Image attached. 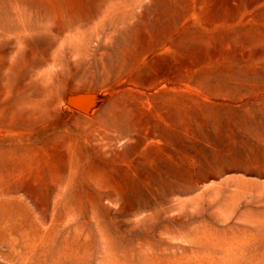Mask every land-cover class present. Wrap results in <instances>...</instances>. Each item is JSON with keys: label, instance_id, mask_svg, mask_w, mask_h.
Here are the masks:
<instances>
[{"label": "rangeland", "instance_id": "374dc122", "mask_svg": "<svg viewBox=\"0 0 264 264\" xmlns=\"http://www.w3.org/2000/svg\"><path fill=\"white\" fill-rule=\"evenodd\" d=\"M0 264H264V0H0Z\"/></svg>", "mask_w": 264, "mask_h": 264}]
</instances>
